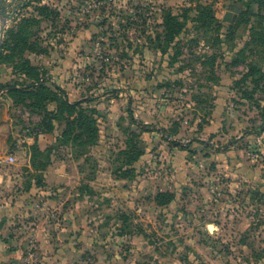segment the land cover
<instances>
[{"label": "rangeland", "instance_id": "obj_1", "mask_svg": "<svg viewBox=\"0 0 264 264\" xmlns=\"http://www.w3.org/2000/svg\"><path fill=\"white\" fill-rule=\"evenodd\" d=\"M198 3L217 20L198 17ZM24 6L4 32L5 79L34 82L33 66L54 92L88 100L95 132L70 128L79 109L69 115L44 88L36 106L13 103L8 133L21 139L0 163V264H264V6ZM169 13L186 23L175 35Z\"/></svg>", "mask_w": 264, "mask_h": 264}, {"label": "trees", "instance_id": "obj_2", "mask_svg": "<svg viewBox=\"0 0 264 264\" xmlns=\"http://www.w3.org/2000/svg\"><path fill=\"white\" fill-rule=\"evenodd\" d=\"M254 1H256L258 4L264 6V0H254ZM23 7H25V6H23ZM194 9L196 11H198V17H202V14H204V16H206L207 18H209V20H211L209 22H215L217 20V18L215 17V15L212 12V9L207 7V6H203L202 4L198 3L194 7ZM165 23H166V26L168 28V33L171 30L170 34H173V35H175L174 33H179L180 31H182V29H184L186 26V23L181 21L180 17L174 16L170 13L168 15H166ZM218 27H223V25L219 24ZM231 29H232V26L227 27V30H231ZM173 35H171V36H173ZM9 37H10L9 30H7L6 34H5V39L3 42V50H2V53L0 55V62L7 63L8 65L10 64L8 58H10V55H13V54L8 55V53L10 51L9 48H7V47H9L8 43H10L12 41ZM11 38L14 39L13 37H11ZM20 39H22V38H20ZM19 40L17 38V41H19ZM217 40H219V39L217 38ZM25 61H26V63H28L30 65V60L28 58ZM14 69H17V67L14 66ZM32 70L36 71V69L30 65V67L28 68V72L25 71L26 72L25 74L30 76L31 78H33L34 82H31V83H15V84H10V83L1 84L0 83V90H6V93L13 100L14 103H18L22 98H26V100L29 99L31 101V103L36 106V92L39 90H43V88H44L50 93L49 99L51 101H54V102H60L61 106L64 107L68 111L69 115H73L75 113V111L77 109H79L80 117H78V118L75 117L73 120L69 121L70 128L78 126L79 128L84 129L88 133L93 134L95 132V130L91 128V125L93 123H95V119L93 118V116H87L85 114V109L81 106L83 102H86L88 100H84V101L77 100V101L71 102L68 99V96L66 95L65 90L61 86H59L55 82H53V85L56 87V90L54 92V90L47 87L48 85H47V83H45L47 80L45 82H42V83L39 82V81H41V79H43V78H41V75L43 77V73L41 74V73H38L37 71L33 73ZM46 73L47 72H44V74H46ZM131 117H132V119H134L133 113H131ZM147 127L148 126H143V128L145 130H150ZM49 129H51V128H49ZM69 130H66V131H69ZM161 131L163 133V136L166 138V140L172 146L184 148V146L182 145V143L180 141L173 139V138H168L166 136L167 131H165L164 129ZM65 134L67 135L66 132H65ZM78 136H81V135L79 134ZM158 197H159L161 202H169L173 199V195L171 193H159Z\"/></svg>", "mask_w": 264, "mask_h": 264}, {"label": "crops", "instance_id": "obj_3", "mask_svg": "<svg viewBox=\"0 0 264 264\" xmlns=\"http://www.w3.org/2000/svg\"><path fill=\"white\" fill-rule=\"evenodd\" d=\"M2 19L3 18L0 16V23ZM46 68L48 69L47 66ZM10 69L11 67L7 63L0 62V83L1 84L8 83V79H5V78H7L8 76L7 71H9V73L11 72ZM6 95H8L6 93V90L0 93V163H5L3 162L4 158L8 155H13L14 154L13 152L19 153V149H17L19 145L17 144V142H19L21 139V138L18 139V136L10 137V134L8 133V130L10 129L13 123V118L11 116L10 111L12 110V105L14 102L9 96L4 98V96ZM28 139H31V137H28ZM10 148L12 149V151L9 153L8 149Z\"/></svg>", "mask_w": 264, "mask_h": 264}, {"label": "water", "instance_id": "obj_4", "mask_svg": "<svg viewBox=\"0 0 264 264\" xmlns=\"http://www.w3.org/2000/svg\"><path fill=\"white\" fill-rule=\"evenodd\" d=\"M23 0H0V16L3 18L0 24V55L3 50V38L6 26L9 21L16 18L20 9L24 6ZM239 8L234 7V11L228 10L224 16V20L233 23L236 19ZM4 90H0V93Z\"/></svg>", "mask_w": 264, "mask_h": 264}, {"label": "built area", "instance_id": "obj_5", "mask_svg": "<svg viewBox=\"0 0 264 264\" xmlns=\"http://www.w3.org/2000/svg\"><path fill=\"white\" fill-rule=\"evenodd\" d=\"M14 156L13 155H8V156H6L5 158H4V160L3 161H5V162H7V163H11V162H13L14 161Z\"/></svg>", "mask_w": 264, "mask_h": 264}, {"label": "flooded vegetation", "instance_id": "obj_6", "mask_svg": "<svg viewBox=\"0 0 264 264\" xmlns=\"http://www.w3.org/2000/svg\"><path fill=\"white\" fill-rule=\"evenodd\" d=\"M26 1H27V0H23L24 3H25ZM24 3H23V4H24Z\"/></svg>", "mask_w": 264, "mask_h": 264}]
</instances>
